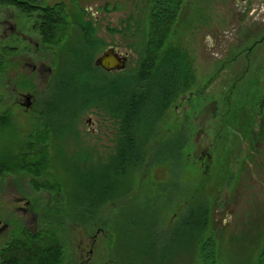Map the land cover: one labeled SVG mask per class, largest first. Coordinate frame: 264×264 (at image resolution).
<instances>
[{"label": "rangeland", "instance_id": "rangeland-1", "mask_svg": "<svg viewBox=\"0 0 264 264\" xmlns=\"http://www.w3.org/2000/svg\"><path fill=\"white\" fill-rule=\"evenodd\" d=\"M151 1L41 0L39 6L62 3L68 13L76 8L85 10L86 19L91 20L95 36L104 42L105 48L128 52L126 70H131L138 63L134 52L139 38L137 29L144 27ZM38 15L26 16L14 7H1L0 28L4 21H8L20 29H28L37 23ZM128 27L130 31H126ZM115 28L126 30H109ZM68 30L72 40L74 37L70 34L75 33L74 26L70 25ZM173 30L174 36L170 40L179 41L189 53L195 83L170 104L164 118L156 123L153 153L157 149L158 153L152 156L160 163L144 168L126 167V175L116 182L109 173L114 168L106 166L114 153L119 120L105 115L98 109V104L92 103L86 108L83 103H75L73 107L78 110L70 117L75 121V127L72 121L66 125V119H59L62 137L56 138L55 150L50 157V166L54 170H48L39 179L49 180L51 184L56 182V189L53 192L43 188L34 190L30 177L24 173L7 174L0 179V209L4 211L0 212V217H11L10 225L15 230L6 233L7 241L18 235L24 238L22 227L31 235L51 228L50 223L40 217L37 226L30 228L20 213L13 212L15 203L10 200L22 196L46 204L47 199H59L60 202H50L55 206L53 220L49 215L57 247L75 246L77 236L86 240L87 235L95 234L100 250L112 247L126 254L117 264H210L211 253L217 264H257L256 259L264 244V227L263 235L258 238L253 235L254 222L246 220L244 231L240 226H228L229 209H233V215L239 213L240 189L238 184L231 193L227 192L226 182L230 180V174L225 166L231 156L239 152L241 127L253 126L252 119L258 106L264 104V0H253L248 11L239 6V0H183ZM57 92L52 103L56 107L62 101L57 99ZM89 97H84L86 102ZM17 117L13 126L8 124L6 130H0V151L15 148L34 131L30 117ZM87 119L91 120V126L85 123ZM69 126L76 130L75 136H70L72 130L69 131ZM55 144L60 147L56 148ZM203 150L211 155L207 170H202L197 160ZM85 161L98 169L84 170L89 166ZM248 183L247 208L258 195L255 185ZM118 193L119 197L101 203L104 196ZM193 197V200L199 197L201 201L209 202L207 205L200 201L209 208L208 230L213 232L193 233L189 236L191 242L182 244L181 235L177 241L173 238L172 230L178 221L174 214ZM234 200L238 205L233 204ZM100 203L104 209L98 206ZM69 206L72 208L68 209ZM193 208H196L195 201ZM68 210L74 219L68 218ZM59 214L60 217L55 218ZM85 216V222L79 223L78 220ZM66 224L71 226L69 230ZM97 227L102 232L96 233ZM196 239L203 240L202 244L194 245ZM204 244L208 245L202 249L200 246ZM164 247L167 254L160 250L151 255L154 248ZM179 247L182 250L176 251L175 248ZM144 252L150 254L144 255ZM24 256L27 264H33L34 258ZM102 264H111V259Z\"/></svg>", "mask_w": 264, "mask_h": 264}, {"label": "trees", "instance_id": "trees-1", "mask_svg": "<svg viewBox=\"0 0 264 264\" xmlns=\"http://www.w3.org/2000/svg\"><path fill=\"white\" fill-rule=\"evenodd\" d=\"M40 1L0 0V8L14 7L26 16L39 13L37 23L40 25L38 26L40 41L55 48L58 53L55 62L58 73L54 85L55 92L68 87L71 104L83 103L87 108L95 103L105 115L119 120L114 153L108 158L109 164L106 166L114 168L109 170L111 177L118 182L119 178L126 175L124 170L126 167L144 168L151 167L155 162L160 163L152 156L158 153V149L153 153L156 142L153 136L156 135L158 128L156 123L164 118L170 104L179 95L190 90L195 83V73L189 53L179 41L170 40L174 36L173 24L183 0L151 1L145 25L137 29L139 38L134 46V52L138 56L137 67L117 74L106 73L93 65L95 56L105 48V44L95 36L89 38L86 36L87 29H93V26L91 20L86 19L85 10L76 8L68 13L62 3L41 7ZM70 25L74 26L76 33L72 43L68 30ZM126 29L109 30L130 31L129 27ZM94 31L95 29L92 30ZM68 73L70 81L67 84L64 77ZM87 95L90 97L86 102L84 97ZM1 119L0 117V130L4 131L8 124ZM22 140V143L15 148L0 151V179L7 174L24 173L30 177V184L35 190L43 188L53 192L58 186L56 182L51 184L49 180H39L46 175L48 170L45 169L50 165L48 147L51 143L47 128L33 131ZM55 146L60 147L57 144ZM127 152L129 155H126ZM85 165L96 166L86 161ZM112 190L114 191L113 188ZM119 196L120 193L115 196L106 195L102 203L106 199ZM205 210L206 207L200 205L197 209L191 208L184 214L182 244L191 242L189 236L191 227L195 223L192 219L197 212L201 220L206 216ZM21 229L24 238H19V235L11 238L1 250L4 256L3 264L25 263L24 255L31 256V252L22 250L25 247L58 246L52 228L39 230V233L34 235L29 234L23 227ZM200 229L198 234H202ZM196 241L194 245H200L203 240L196 239ZM207 245L200 247L203 249ZM209 256L212 257L210 264H217L213 254ZM256 261L257 264H264V244ZM40 262L39 258H35L33 264H41Z\"/></svg>", "mask_w": 264, "mask_h": 264}, {"label": "flooded vegetation", "instance_id": "flooded-vegetation-1", "mask_svg": "<svg viewBox=\"0 0 264 264\" xmlns=\"http://www.w3.org/2000/svg\"><path fill=\"white\" fill-rule=\"evenodd\" d=\"M252 2L253 0H239V6H241L243 10L248 11ZM38 26L40 25L35 23L28 29H20L14 23L4 21L0 28V116L3 122L11 124L12 126L14 125L13 121H17V116H20L25 119L30 117L29 120H32L31 127L34 126V131L47 128L49 132V142L51 143L50 147H48V157L50 158L53 156V150H55L53 149V144L55 143L56 138L62 137V130L60 129L62 125L58 124L59 119L61 117L66 119V125L68 121H72V125L75 127V121L71 120L70 117L73 112L78 110V108L73 107V104L67 102V99L69 100L68 87L59 89V92H57V99L62 100L57 104V107L52 104L55 102L56 95L54 85L58 73H56L55 62L56 54L58 53L55 48L49 47L40 41ZM93 29H87L86 36L88 38L95 36V31L92 32ZM70 35L71 37H75L76 33ZM36 36H38L37 39ZM73 40L74 38L70 40V42ZM249 51H251V49H249ZM96 57L97 55L95 58ZM95 58L93 60V65ZM95 67L98 68L97 66ZM64 80L67 84L69 83V73L66 74ZM233 90H236V88ZM258 107L259 109L257 110L255 117L252 119L254 122L253 126L245 127V125H243V127H241L242 134L239 136V140L241 139L242 141L240 143L239 152H237L236 156H231L225 169L228 170L230 174V180H227L226 182L228 186L227 192L231 193L232 189H236L238 184L240 189L239 213L233 215V209H229V215H227L229 217L228 226L231 228L240 226V229L242 228V231H244L246 220L254 222L253 235H257V237L260 238L263 235L262 228L264 227V104H260ZM59 110H61L60 113ZM85 123L89 126L92 125L90 119H87ZM71 130L72 132L70 136H75L76 130L69 126V131ZM58 141L61 142L62 140ZM197 160L199 161L198 163L199 166L202 167V170H207V163L211 160V155L204 150L200 151ZM96 169H98V166L84 167V170ZM45 170H54V167L49 165ZM249 180L251 181L248 183ZM251 182L258 189V195L254 198L253 203L250 202V206L247 208L246 194L249 195L250 190L246 187L247 183L250 184ZM198 198L193 200V197L192 201H186L174 214V218L176 217L178 220V223L176 222L174 226L175 228L172 230L173 238L176 239V241L177 238H179V235H181V240L183 237V233L181 234L180 232H183L182 220L184 214H186L191 208L193 209L194 201L196 203V209L201 205L202 201H205H201V199ZM10 202L15 203L13 212L20 213L21 216L27 220L26 224L29 225L30 228H35L37 226V220L40 217L45 218L47 223H50V227L54 230V226L49 220H51L50 216H52L53 220L55 206L50 205V202L57 203L60 202L59 199H47L46 204H43L39 199L31 201L26 200L21 196L10 200ZM101 203L98 206L101 209H104ZM205 203L207 205L209 204L207 201H205ZM233 204L238 205L235 200ZM70 207L72 208V206H69L68 209H70ZM0 212L3 213L4 211L0 209ZM205 212L206 216L201 220L199 219V214L196 212L192 219L195 223L192 225L193 227H191L190 235L193 233L197 234L200 228L202 233L213 232L208 230V207H206ZM67 216L69 219L74 217L73 215L71 216L70 210L67 211ZM59 217L60 214L55 218ZM9 218L12 219L11 217ZM9 218L3 215L0 217V264H3L4 262V256L1 250L4 249V246L7 243V240L5 239L6 233H8L9 230L15 231L10 225ZM97 218L98 214L96 220ZM85 219L86 216L84 219L78 220V222H85ZM81 225H79V227H81ZM66 227L67 230H69V227L71 226L66 224ZM99 231L102 232V230L97 227L95 232L98 233ZM242 231L241 233H243ZM37 233H39V230L35 234ZM87 237L88 239L83 240L79 239V236H77L76 238H78V240L75 246L62 245L50 248H24L22 250L31 251L30 258H39L41 264H102L106 259H111V264H117L124 260V255L126 256L124 252L112 247L105 251L100 250L98 242L96 241V235H87ZM60 241H62V244L64 243V240ZM174 243L177 244L178 242ZM175 249L176 251L182 250L180 247ZM130 250L132 249L130 248ZM160 250H164L167 254L166 247H164L159 249L154 248L151 255H154ZM165 253H162L161 255H165ZM142 254L145 255L150 253L144 252ZM20 264H27V261Z\"/></svg>", "mask_w": 264, "mask_h": 264}, {"label": "water", "instance_id": "water-1", "mask_svg": "<svg viewBox=\"0 0 264 264\" xmlns=\"http://www.w3.org/2000/svg\"><path fill=\"white\" fill-rule=\"evenodd\" d=\"M128 52H119L113 47H107L95 58L94 65L106 73H119L127 68Z\"/></svg>", "mask_w": 264, "mask_h": 264}]
</instances>
